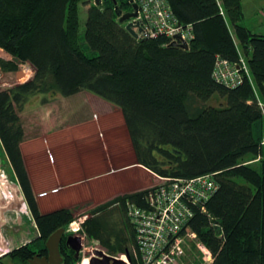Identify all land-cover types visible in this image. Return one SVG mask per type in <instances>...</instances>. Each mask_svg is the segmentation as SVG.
<instances>
[{"label":"trees","instance_id":"1","mask_svg":"<svg viewBox=\"0 0 264 264\" xmlns=\"http://www.w3.org/2000/svg\"><path fill=\"white\" fill-rule=\"evenodd\" d=\"M81 1L0 0L1 70L15 72L25 63L33 69L27 80L0 89V143L40 242L8 254L30 264L34 254H47V237L75 218L72 207L39 209L21 151L19 111L37 93L87 90L120 109L137 163L163 177L213 174L217 189L202 203L204 211L201 204L192 206L188 223L212 251L211 264H264V35L242 24L241 0H167L191 28L187 49L160 34L133 37L112 0L87 3L81 35ZM117 1L126 12L128 0ZM219 57L235 64L243 58L249 74L234 87L224 84L213 74ZM213 97L224 104H212ZM147 190L92 208L82 234L108 254L132 258L135 230L125 200L144 206ZM115 207L122 215L114 214ZM65 238L62 264H77L80 257Z\"/></svg>","mask_w":264,"mask_h":264},{"label":"crops","instance_id":"2","mask_svg":"<svg viewBox=\"0 0 264 264\" xmlns=\"http://www.w3.org/2000/svg\"><path fill=\"white\" fill-rule=\"evenodd\" d=\"M263 23L261 18L252 30L264 35ZM19 115L24 127L23 160L42 212L61 207L76 211L81 204L105 202L124 193L147 189L143 187L151 176H157L136 162L120 109L90 91L67 96L31 95ZM103 126L107 133L102 131ZM1 159L12 168L2 144ZM1 167L12 179L16 194L14 203L4 201L0 195V259L8 257L12 264H21L8 254L18 247V240H12L5 228L10 222V226H18L19 246L38 237V230L13 168L11 177L2 161ZM42 192L46 193L40 195Z\"/></svg>","mask_w":264,"mask_h":264},{"label":"built area","instance_id":"3","mask_svg":"<svg viewBox=\"0 0 264 264\" xmlns=\"http://www.w3.org/2000/svg\"><path fill=\"white\" fill-rule=\"evenodd\" d=\"M137 16L130 18L138 38L164 35L169 42L178 44L189 42L191 28L179 22L167 0H135ZM140 27V29H139ZM179 35L180 37H178ZM214 77L229 86H236L249 74L243 58L239 64L217 58L213 71ZM144 195L146 204L138 205L134 201L125 202L126 215L135 230L133 257L121 256L128 264H211L212 251L198 237L196 231L189 228L193 216V205H200L217 189L218 184L212 173H203L193 177H163ZM15 185L3 167H0V195L4 199L15 197ZM46 192L40 193L44 195ZM84 217L74 218L65 229L66 232L85 237L81 232ZM83 246V245H82ZM84 248V247H83ZM94 247L88 251L92 255ZM88 256V258H89Z\"/></svg>","mask_w":264,"mask_h":264},{"label":"rangeland","instance_id":"4","mask_svg":"<svg viewBox=\"0 0 264 264\" xmlns=\"http://www.w3.org/2000/svg\"><path fill=\"white\" fill-rule=\"evenodd\" d=\"M87 3H94V0H82L80 5H79V17H80V33L81 35H83V31H84V27H85V20H86V16H87ZM242 8H243V20H242V24H245L247 26L250 27V29H254L255 26L259 25L260 23V19L263 18L264 19V0H242ZM263 29H264V23L262 25ZM4 56L3 53L0 52V56ZM33 74V70L32 67L28 65V63H25L23 65L20 66V68L15 71V72H2V75L0 77V89L7 87V86H11L13 84H16L18 82H23L25 80H27L28 78H30ZM209 101L212 104L215 105H221L224 104V102H221V98L218 97H213L210 98ZM224 101V100H223ZM115 125V124H114ZM116 126V125H115ZM105 133H107L106 131V126H103V130ZM1 161L2 164L6 167L8 173L10 174L11 177H13V175L11 174V170L12 168L9 167V165L6 164L5 160L1 159V143H0V167H1ZM6 171V170H5ZM160 180L158 179L157 176L152 175L151 176V180L149 181V183L144 186L143 188H152L154 185H156ZM1 198L6 201V199L3 198L2 194H1ZM9 200V199H7ZM110 200V199H109ZM108 201V200H107ZM105 201V202H107ZM104 202H89L86 204H81L79 207L76 208L75 211V218H79L81 216H83L84 218L88 217V215L90 214L89 211H91L92 208H94L97 205L103 204ZM113 206H110V210H113ZM116 209H114V214L116 215H122V210L118 207H115ZM118 209V210H117ZM11 223V222H10ZM7 225V227L5 228V231L7 234L10 235V237L12 238V240L17 241L16 246H19L20 243V237H21V232L19 229H17V225L15 224H11L14 226H10ZM36 226V225H35ZM37 229V227H35ZM1 236V235H0ZM2 238V236H1ZM37 238V237H36ZM33 239L30 240L36 242L37 244L40 243L38 242V240ZM3 243H6V240H2ZM33 242V243H34ZM15 243V242H14ZM25 244V243H24ZM22 245V244H21ZM39 245V244H38ZM45 245V243H44ZM93 246L95 248H100L105 250L100 243L98 242V240H94V239H89L88 237H84L83 240V249L80 252V260L77 262V264H81L83 258L88 257L91 253L90 251H88V249ZM121 255V254H120ZM14 262H19L16 257H13ZM20 263V262H19ZM0 264H12L10 262V258L5 257V258H1L0 259Z\"/></svg>","mask_w":264,"mask_h":264},{"label":"water","instance_id":"5","mask_svg":"<svg viewBox=\"0 0 264 264\" xmlns=\"http://www.w3.org/2000/svg\"><path fill=\"white\" fill-rule=\"evenodd\" d=\"M114 3V10L118 17V21L124 24V28L133 36L138 37L137 31L134 29L138 26V23L134 24L130 21V18L136 17L138 12V5L135 0H128L131 4L133 10L124 12L117 0H112ZM101 0H95L96 4H99ZM140 29V27H139ZM180 37L179 35H177ZM169 45L179 46L181 48L187 49L188 43L183 42L178 44L172 41ZM2 70L0 67V77L2 75ZM65 228L60 227L53 231L45 241V247L47 248V254L40 255L39 253L34 254L30 259V264H62L63 256L60 251V243L62 241L63 235L65 234ZM65 244L68 248L74 251V257L79 258L80 250L82 247V237L77 234H68L65 238ZM127 260L129 259L128 254H126ZM88 264H128L121 255H111L100 248H95L92 251V255L89 256Z\"/></svg>","mask_w":264,"mask_h":264},{"label":"bare ground","instance_id":"6","mask_svg":"<svg viewBox=\"0 0 264 264\" xmlns=\"http://www.w3.org/2000/svg\"><path fill=\"white\" fill-rule=\"evenodd\" d=\"M180 44H181V43H180ZM10 200H12V201H9V203H14V202H13V201H14V198H13V199H10ZM88 260H89L88 257L83 258V260L81 261V262H82L81 264H88Z\"/></svg>","mask_w":264,"mask_h":264},{"label":"flooded vegetation","instance_id":"7","mask_svg":"<svg viewBox=\"0 0 264 264\" xmlns=\"http://www.w3.org/2000/svg\"><path fill=\"white\" fill-rule=\"evenodd\" d=\"M128 6H129V7H128ZM128 6L126 7L127 9H125V8H124V9L127 10V11H131V10H133V8L131 7V4H130V3H129ZM68 234H69V232H68ZM65 235H67V234H66V231H65ZM82 249H83V246L81 247L80 252L82 251ZM79 257H80V254H79Z\"/></svg>","mask_w":264,"mask_h":264}]
</instances>
